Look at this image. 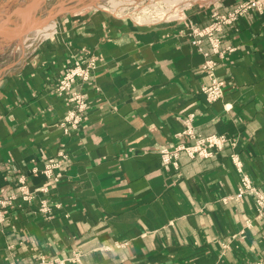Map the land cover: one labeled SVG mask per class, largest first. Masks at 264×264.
I'll return each mask as SVG.
<instances>
[{"label":"crops","instance_id":"1","mask_svg":"<svg viewBox=\"0 0 264 264\" xmlns=\"http://www.w3.org/2000/svg\"><path fill=\"white\" fill-rule=\"evenodd\" d=\"M85 1L51 6L15 54L0 45V264H264V210L233 198L241 176L264 192V14L223 26L215 54L192 30L245 0L157 24ZM30 2L0 0V24L22 22ZM89 58V79L57 95L63 71ZM187 120L196 138L177 135ZM213 135L226 142L211 156L162 167L161 149Z\"/></svg>","mask_w":264,"mask_h":264},{"label":"built area","instance_id":"2","mask_svg":"<svg viewBox=\"0 0 264 264\" xmlns=\"http://www.w3.org/2000/svg\"><path fill=\"white\" fill-rule=\"evenodd\" d=\"M248 11H255L258 14H264V0H245L241 2L236 9L228 14L218 16L213 14L212 20L210 21L209 25L202 29H194L192 32V36L194 38H202L207 37L210 45H211V52L218 54V47H219V40L215 37V33H218L222 30L223 26L229 25L234 22L236 19L241 17ZM200 40L194 39L192 44L198 45ZM228 51H232L228 49ZM206 55V54H205ZM95 60L94 58H89L85 62H74V64L68 68H66L63 73L57 79V86L54 89L57 95H63L65 92L71 90V88L76 83H84L86 82L92 71L96 68L95 67ZM206 66H214L212 61L207 62ZM220 82L214 83L213 86L204 92L207 95V100L211 102H215L220 98ZM69 101H73V103L77 104V110L81 111L85 106V100L81 94L72 93ZM71 119V118H70ZM66 120H68L66 118ZM73 124H77V116L73 117L72 119ZM180 138L181 137H188V138H196L195 133L193 132L189 121H186L185 129L177 134ZM226 142V138L222 135L217 136H209L206 138H200L193 146H184L182 144L176 145L174 147L163 148L159 151L160 161L162 167H167L169 165L176 166L178 159L185 155L187 157H195V156H202V157H209L211 156L215 150H220L223 144ZM56 164L50 160V163L45 168L43 174L46 178H49L51 175V170L55 167ZM236 168L240 169L239 162H236ZM22 193L24 198H29L30 195L24 192V186H21ZM44 191V188L40 189ZM251 196L254 199V202L259 210H264V192L259 191L256 187L253 186L251 181L245 177L241 176L238 188L233 195L234 199L241 200L244 197ZM8 201L0 200V222L3 221L4 218V210L5 206ZM73 260H77L76 256ZM31 264H62L59 260L53 259H44L39 258L35 262Z\"/></svg>","mask_w":264,"mask_h":264},{"label":"rangeland","instance_id":"3","mask_svg":"<svg viewBox=\"0 0 264 264\" xmlns=\"http://www.w3.org/2000/svg\"><path fill=\"white\" fill-rule=\"evenodd\" d=\"M219 1L221 0H98L96 3H99L101 8L105 11L131 18L139 24H157L164 22L172 23L183 21L188 17L189 14H192L193 12L210 10V8L216 6ZM62 2L63 0H51L49 3H47L42 11L36 12L37 14H35L33 18L32 15L29 14L27 25L28 27H31L32 30L28 34L23 35L15 40H0V45L9 44L8 50H12V53L15 54L17 47L23 44L22 42L17 43L19 40L26 38L29 34L38 33L42 35V33H44L45 27L41 26V20H39V17L43 16L51 6L58 3L60 4ZM85 2H88V0ZM25 13L26 12L24 10V14ZM21 15L23 16L22 12L20 16ZM23 19L24 20L21 22L20 19L14 17L11 18V20L9 19L8 22L5 21V23H1L0 33L5 32L7 35L12 36L22 32L24 26L26 25L25 18ZM192 39L194 40L195 38L192 36ZM193 40L191 41V44ZM84 100L86 103V99Z\"/></svg>","mask_w":264,"mask_h":264},{"label":"water","instance_id":"4","mask_svg":"<svg viewBox=\"0 0 264 264\" xmlns=\"http://www.w3.org/2000/svg\"><path fill=\"white\" fill-rule=\"evenodd\" d=\"M40 1H42V0H32V2H30L29 4H28V6L26 7V9H25V23H26V25L24 26V28H23V31L22 32H20V33H18L17 35H7L5 32L3 33H0V40H15V39H17V38H19V37H21V36H23V35H26V34H28L31 30H32V28L31 27H28V25H27V22H28V17H29V14H30V12H31V10L40 2Z\"/></svg>","mask_w":264,"mask_h":264},{"label":"bare ground","instance_id":"5","mask_svg":"<svg viewBox=\"0 0 264 264\" xmlns=\"http://www.w3.org/2000/svg\"><path fill=\"white\" fill-rule=\"evenodd\" d=\"M49 29H50V28H49ZM42 30H43V29H42ZM4 31H5V30H4ZM38 32H39V30H38ZM42 32H43V31H42ZM10 33H11V32H10ZM10 33H9V34H10ZM37 35H38V33H37Z\"/></svg>","mask_w":264,"mask_h":264}]
</instances>
